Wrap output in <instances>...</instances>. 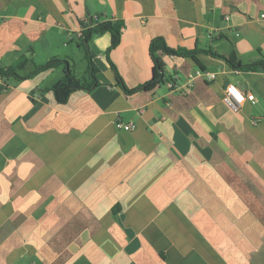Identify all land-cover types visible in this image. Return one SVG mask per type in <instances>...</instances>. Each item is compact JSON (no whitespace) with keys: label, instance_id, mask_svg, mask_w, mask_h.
<instances>
[{"label":"crops","instance_id":"crops-1","mask_svg":"<svg viewBox=\"0 0 264 264\" xmlns=\"http://www.w3.org/2000/svg\"><path fill=\"white\" fill-rule=\"evenodd\" d=\"M263 16L264 0H0V67L25 62L0 77V264H264V70L226 61L264 57ZM106 21L123 30L108 54L109 33L90 41L98 85L57 103L79 35ZM155 37L212 54H162L177 86L126 95L110 63L144 85ZM228 84L254 101L232 111Z\"/></svg>","mask_w":264,"mask_h":264},{"label":"trees","instance_id":"trees-1","mask_svg":"<svg viewBox=\"0 0 264 264\" xmlns=\"http://www.w3.org/2000/svg\"><path fill=\"white\" fill-rule=\"evenodd\" d=\"M104 33H109L111 35V42L107 49L108 54L109 51L115 48L119 42L120 23L118 21H106L101 23L97 22L93 26L87 27L85 30L82 31L80 37L78 38L77 45L84 53V60L86 61V70L84 71V74L80 78H78L77 76H75L73 69L69 66H66V73L64 77L51 87V92L53 93V96L57 103L64 104L71 95V93L74 91H91L98 85V80L96 76L98 74V69L92 62V56L90 54L89 45L93 36L101 35ZM149 53L153 64L152 78L144 85H140L133 89H128L126 87L116 68L112 63H110V66L115 73V86L121 89L126 95H132L141 90H151L155 86L169 81V78H166L164 75V63L161 59L162 54L181 58H190L193 60H196L197 55L200 53L212 54L210 51L187 50L184 48H170L167 46L165 40L162 37H155L150 41ZM226 61L234 69L254 71L260 68L264 70V57L256 63L247 65H242L240 63H235L228 60ZM24 63L25 62H22L16 67H0L1 79L14 78L16 80H22L23 77H20L17 72L23 68ZM62 64L66 65L67 62L57 59L52 60L45 65L35 67V70L27 77H30L38 72L52 69Z\"/></svg>","mask_w":264,"mask_h":264},{"label":"built area","instance_id":"built-area-1","mask_svg":"<svg viewBox=\"0 0 264 264\" xmlns=\"http://www.w3.org/2000/svg\"><path fill=\"white\" fill-rule=\"evenodd\" d=\"M264 17V16H263ZM227 20V18H226ZM123 29L120 28V32ZM198 75L205 76L206 78L212 80L214 79L215 75L213 73H209L206 71H200L198 72ZM177 76H174L166 83L169 89L175 88L177 85ZM188 85L191 84V79L187 83ZM5 88V85H3L0 81V89ZM254 95L251 93H243L236 85L234 84H228L224 89V95H223V102L232 110L237 111L239 107L244 104V102L254 101ZM116 128L124 130V131H130L132 129L131 124H123L120 121H117L115 123Z\"/></svg>","mask_w":264,"mask_h":264},{"label":"rangeland","instance_id":"rangeland-1","mask_svg":"<svg viewBox=\"0 0 264 264\" xmlns=\"http://www.w3.org/2000/svg\"><path fill=\"white\" fill-rule=\"evenodd\" d=\"M79 37H80V35H79ZM74 62H75L74 63L75 65L73 64L74 67H71V68L73 69L75 76L80 78L84 74V71L86 70V61L84 60L83 52L79 53L78 59H75Z\"/></svg>","mask_w":264,"mask_h":264}]
</instances>
